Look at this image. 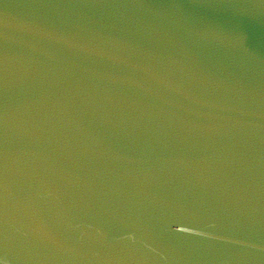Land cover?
Returning a JSON list of instances; mask_svg holds the SVG:
<instances>
[{
	"label": "water",
	"instance_id": "1",
	"mask_svg": "<svg viewBox=\"0 0 264 264\" xmlns=\"http://www.w3.org/2000/svg\"><path fill=\"white\" fill-rule=\"evenodd\" d=\"M0 264H264V0H0Z\"/></svg>",
	"mask_w": 264,
	"mask_h": 264
}]
</instances>
